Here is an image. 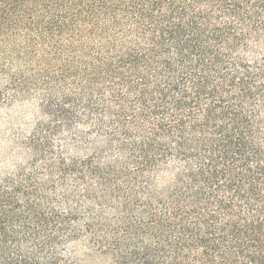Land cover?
<instances>
[{
	"label": "trees",
	"instance_id": "obj_1",
	"mask_svg": "<svg viewBox=\"0 0 264 264\" xmlns=\"http://www.w3.org/2000/svg\"><path fill=\"white\" fill-rule=\"evenodd\" d=\"M25 100L0 264H264V0H0Z\"/></svg>",
	"mask_w": 264,
	"mask_h": 264
},
{
	"label": "rangeland",
	"instance_id": "obj_2",
	"mask_svg": "<svg viewBox=\"0 0 264 264\" xmlns=\"http://www.w3.org/2000/svg\"><path fill=\"white\" fill-rule=\"evenodd\" d=\"M38 115V105L30 100L0 107V159L10 156L16 136L28 131Z\"/></svg>",
	"mask_w": 264,
	"mask_h": 264
}]
</instances>
